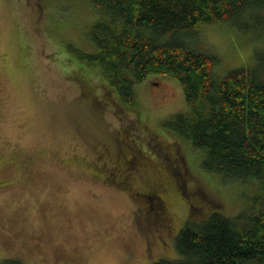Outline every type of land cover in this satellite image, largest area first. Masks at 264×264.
Returning a JSON list of instances; mask_svg holds the SVG:
<instances>
[{
	"label": "rangeland",
	"instance_id": "obj_1",
	"mask_svg": "<svg viewBox=\"0 0 264 264\" xmlns=\"http://www.w3.org/2000/svg\"><path fill=\"white\" fill-rule=\"evenodd\" d=\"M93 8L88 0H0V260L156 264L180 257L174 238L167 248L155 245L147 253L138 231H161L167 224L142 221L138 230L133 212L142 218L144 203L97 181L86 164L113 167L116 178L132 187L167 181L172 197L166 217L178 230L187 203L208 208L203 215L215 210L225 216L252 204L253 185L204 170L189 141L164 128L189 108L181 84L167 75L150 74L136 83L138 109L126 112L173 141L178 163L167 170L148 162L125 169L113 147L114 125L123 120L102 99L100 79L90 76L93 90L85 93L74 71L77 66L96 72L70 49L94 48L86 35L97 18ZM189 41L218 56L219 74L240 67L264 70V30L202 25ZM148 204L158 215L156 201Z\"/></svg>",
	"mask_w": 264,
	"mask_h": 264
},
{
	"label": "trees",
	"instance_id": "obj_2",
	"mask_svg": "<svg viewBox=\"0 0 264 264\" xmlns=\"http://www.w3.org/2000/svg\"><path fill=\"white\" fill-rule=\"evenodd\" d=\"M88 1L97 12L86 32L94 48L70 47L96 70L84 69L86 75L76 66L81 90L90 93V76L99 78L102 99L133 124L138 117L126 111L138 109L135 84L150 74L175 78L189 108L164 128L189 141L204 170L256 188L252 204L232 216L215 210L203 215L208 208L190 207L174 237L180 257L156 264H264V70L240 67L219 74L218 56L189 41L202 25L264 30V0ZM159 156L153 163L164 170L174 164ZM0 264L25 263L4 258Z\"/></svg>",
	"mask_w": 264,
	"mask_h": 264
},
{
	"label": "flooded vegetation",
	"instance_id": "obj_3",
	"mask_svg": "<svg viewBox=\"0 0 264 264\" xmlns=\"http://www.w3.org/2000/svg\"><path fill=\"white\" fill-rule=\"evenodd\" d=\"M154 84L157 85L156 82ZM119 118H121L123 122H119L117 127L114 125V129L117 132L116 136H118L114 140L115 144L113 147L118 155V160L126 165V170L128 166L138 168L146 162L152 163V165L155 166L153 163V154L161 155L162 159L163 156H165V158L169 157L172 163H178V161H176L178 157H176V148L173 141L168 140L162 136L161 133L150 130L138 120L133 121L132 124V122H128L129 120L125 115ZM131 126H133L132 129L135 130L133 133L129 131ZM108 142H110V140ZM172 147L174 148V151L171 153L169 149ZM86 167L90 168L97 181H101L107 187L126 194L133 202L144 203L145 211L141 213V215L143 214L142 218L138 216L140 213H136L139 210H134L133 212L134 226H136L138 230L142 221L147 222L151 227L152 223H156L158 226L163 223L167 224L166 229V225L162 227V229L160 228L161 231H144L143 234L141 231H138L139 234L144 237V244L147 253H150L151 247L155 245H158L163 249L168 247V240L173 239L176 236L178 229H175L172 226V218L170 217V219H168L166 217L167 211L168 214H170L168 205L170 197H172V193H170L171 188H169L170 186L167 181L162 182L160 180H155V182L152 183L144 182L141 186L132 187L131 183H129L126 178H116L113 167L108 168L107 166L99 164H86ZM179 194L180 200L184 201L183 191ZM151 200L156 201L157 203V210L159 211L158 215L152 211L153 208L148 204ZM186 205L187 210H189L190 203H187ZM163 229H165V231Z\"/></svg>",
	"mask_w": 264,
	"mask_h": 264
}]
</instances>
